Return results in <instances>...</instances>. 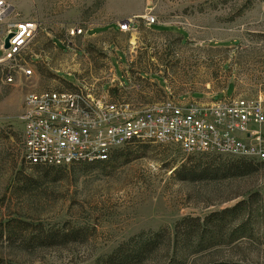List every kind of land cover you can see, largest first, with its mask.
Here are the masks:
<instances>
[{"label": "rangeland", "instance_id": "obj_1", "mask_svg": "<svg viewBox=\"0 0 264 264\" xmlns=\"http://www.w3.org/2000/svg\"><path fill=\"white\" fill-rule=\"evenodd\" d=\"M4 1L11 14L0 27L25 20L36 29L15 60L31 75L0 66V264H98L141 233L166 228L176 242L173 228L182 218L236 205L217 222L212 246L194 251L177 241L179 264H264L263 167L180 180L181 166L243 159L141 143L104 163L28 168L20 160L18 120L28 92L74 88L136 110L223 97L264 105V0ZM147 14L153 25L139 21L118 31L120 21ZM250 130L264 135V126Z\"/></svg>", "mask_w": 264, "mask_h": 264}, {"label": "built area", "instance_id": "obj_2", "mask_svg": "<svg viewBox=\"0 0 264 264\" xmlns=\"http://www.w3.org/2000/svg\"><path fill=\"white\" fill-rule=\"evenodd\" d=\"M11 14L0 0V21ZM141 21L154 24L152 15L117 23L118 31ZM36 25L7 21L0 27V66L23 76L31 69L16 62L30 42ZM80 33L71 29L69 34ZM8 47L3 48L7 35ZM6 82L11 83L10 74ZM20 160L38 168H68L106 162L121 149L141 143L172 145L187 155L236 157L264 168V135L250 130L264 126V105L259 100L223 97L200 106L164 103L150 109H133L128 103L109 101L87 90L28 92L22 101Z\"/></svg>", "mask_w": 264, "mask_h": 264}, {"label": "trees", "instance_id": "obj_3", "mask_svg": "<svg viewBox=\"0 0 264 264\" xmlns=\"http://www.w3.org/2000/svg\"><path fill=\"white\" fill-rule=\"evenodd\" d=\"M118 155V152L114 153L108 161L115 159ZM23 165L26 166L25 164ZM252 165L261 166L251 160L243 159L236 164L227 166L213 167L209 164L187 168L181 166L179 169L175 170V174L180 180H203L245 176L252 170ZM27 167L38 168L35 166ZM237 206L238 205L223 209L220 212L212 213L202 219L198 217L182 218L173 228L174 236L179 238L177 240L178 244L186 249H195L194 251L212 246L216 237H219L221 233V229L217 222L222 220L225 215H234V209ZM170 235V232L166 228L147 235L141 233L135 238H130L126 242L121 243L111 254L100 260L98 264H179L180 259L176 257L175 253L177 241L173 242V239H170Z\"/></svg>", "mask_w": 264, "mask_h": 264}, {"label": "water", "instance_id": "obj_4", "mask_svg": "<svg viewBox=\"0 0 264 264\" xmlns=\"http://www.w3.org/2000/svg\"><path fill=\"white\" fill-rule=\"evenodd\" d=\"M11 37V35L9 34V35H7L6 36V38L4 39V44H3V48L4 49H6L7 47H8V43H7V41H8V39Z\"/></svg>", "mask_w": 264, "mask_h": 264}, {"label": "crops", "instance_id": "obj_5", "mask_svg": "<svg viewBox=\"0 0 264 264\" xmlns=\"http://www.w3.org/2000/svg\"><path fill=\"white\" fill-rule=\"evenodd\" d=\"M54 44V43H53ZM56 47V46H55Z\"/></svg>", "mask_w": 264, "mask_h": 264}]
</instances>
